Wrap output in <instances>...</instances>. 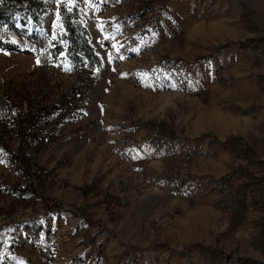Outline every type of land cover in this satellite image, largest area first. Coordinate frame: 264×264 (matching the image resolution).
Masks as SVG:
<instances>
[{"label": "rangeland", "instance_id": "1", "mask_svg": "<svg viewBox=\"0 0 264 264\" xmlns=\"http://www.w3.org/2000/svg\"><path fill=\"white\" fill-rule=\"evenodd\" d=\"M45 2L39 24L0 25V97L52 108L50 140L29 151L33 181L0 145L4 255L19 264H264L256 12L225 0ZM60 3L89 32L101 70L73 69L64 55L39 61L64 43ZM8 141L19 149L15 134Z\"/></svg>", "mask_w": 264, "mask_h": 264}, {"label": "trees", "instance_id": "2", "mask_svg": "<svg viewBox=\"0 0 264 264\" xmlns=\"http://www.w3.org/2000/svg\"><path fill=\"white\" fill-rule=\"evenodd\" d=\"M59 19L62 21L64 31V43L47 47L45 54L39 57L44 65L56 63L64 55L69 60L73 69L83 67L91 73L96 67L103 68V61L90 43V34L79 22V16L68 11L64 3L59 5ZM45 0H0V25H7L15 30L17 19L25 22V16L29 22L37 25L46 13ZM40 40V39H37ZM11 49H16L8 45ZM77 73L76 71H74ZM52 108H37L33 106L24 109L18 107L16 102H10L7 98L0 97V116L3 123L0 127V145L3 146L10 162L17 166L21 176L33 181L37 176L33 172L36 166L30 162L29 151L34 149L36 143H44L50 140L45 127L49 124ZM15 134L20 141L19 149L13 151L9 148L8 137ZM46 144L43 145L45 147ZM1 245V244H0ZM4 247L0 246V264H19L17 257L4 255Z\"/></svg>", "mask_w": 264, "mask_h": 264}, {"label": "crops", "instance_id": "3", "mask_svg": "<svg viewBox=\"0 0 264 264\" xmlns=\"http://www.w3.org/2000/svg\"><path fill=\"white\" fill-rule=\"evenodd\" d=\"M225 2L235 11V7H240L241 13L255 11L257 14V23L261 29H264V0H225Z\"/></svg>", "mask_w": 264, "mask_h": 264}]
</instances>
